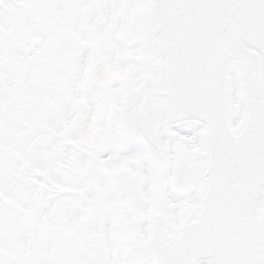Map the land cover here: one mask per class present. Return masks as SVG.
<instances>
[{"label": "snow or ice", "instance_id": "1", "mask_svg": "<svg viewBox=\"0 0 264 264\" xmlns=\"http://www.w3.org/2000/svg\"><path fill=\"white\" fill-rule=\"evenodd\" d=\"M0 264H264V0H0Z\"/></svg>", "mask_w": 264, "mask_h": 264}]
</instances>
